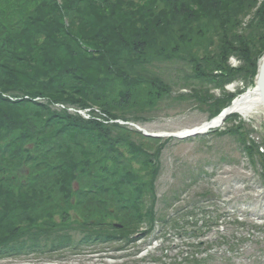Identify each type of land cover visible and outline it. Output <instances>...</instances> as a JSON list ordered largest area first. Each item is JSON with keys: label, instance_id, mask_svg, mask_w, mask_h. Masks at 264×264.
<instances>
[{"label": "trees", "instance_id": "trees-1", "mask_svg": "<svg viewBox=\"0 0 264 264\" xmlns=\"http://www.w3.org/2000/svg\"><path fill=\"white\" fill-rule=\"evenodd\" d=\"M250 2L253 9L261 4L250 25L255 34L244 40L228 32V46L214 57L201 54L206 69L195 63L193 78L223 91L240 78H256L264 0H0V257L55 252L74 234L126 237L154 219L162 151L153 147L161 140L105 122L139 123L170 94L156 74L181 57L187 37L177 32L204 20L212 26L223 12L229 29ZM79 40L96 53L84 52ZM231 55L246 68L229 67ZM224 94L217 103L206 94L211 118L236 96ZM56 105L102 115L93 112L86 121ZM233 132L260 161L264 178V155L253 154L244 132Z\"/></svg>", "mask_w": 264, "mask_h": 264}, {"label": "rangeland", "instance_id": "rangeland-1", "mask_svg": "<svg viewBox=\"0 0 264 264\" xmlns=\"http://www.w3.org/2000/svg\"><path fill=\"white\" fill-rule=\"evenodd\" d=\"M249 4L245 13H238L236 22L229 29H227L225 20L228 14L223 12L225 15L222 18L218 16L217 19V21L224 19L217 23L222 27H220V31L217 28L213 29L217 21L213 23L214 25L207 27L208 24L204 20L202 24L194 23L193 28L187 33L177 32L180 38L183 35L187 37L183 44L179 46L183 51L179 53L181 56L179 58L184 61L179 60V58H174L169 62L166 61L167 64H162V67L159 68L161 71L158 72L159 69L157 68L156 74L157 77L167 83L170 94L162 97L158 102L160 104L154 111L145 113L141 117V121L134 124L150 134L163 135L167 133L177 135L187 130L198 129L212 119L209 107L213 101H207V95L214 97V102L217 103L216 101L219 102V100L224 99L225 90L216 89L212 85L202 83L201 79L193 78L195 63L200 64L202 69H206L207 66L203 64L204 57L201 54H205L208 50L209 57H214V52L217 53L219 49L228 46L231 43L227 42L231 40L228 32L234 35L238 34L237 36L244 38V40H249L255 34L250 25L261 4L259 3L257 9L251 8L252 2ZM198 27L203 28L200 31L195 30ZM200 33L202 35L206 33L204 38H199ZM199 47L205 49L204 53L198 50ZM187 58L191 59L194 65L192 63L188 65ZM228 66L235 71L246 68L245 61L234 55L229 58ZM214 75H216L215 77L219 76L216 72H214ZM254 79L251 78L247 81V79L240 78L237 80L238 85L234 88L235 90L231 89L232 86H227L225 88L226 93L239 95L251 84L254 85ZM261 108L248 119L238 114L239 116L236 118L230 121L227 120V123L220 130L212 129L211 132L198 138L188 140L166 139L161 140L159 144L153 147V153L158 149L162 151L158 156L161 171L156 182L158 202L160 201L158 203L159 209H163L162 201L165 198L173 197L174 194H179V192L180 194L187 192L183 196L190 199V201H201L199 200L200 197L207 198L206 195H203L204 193L209 192L212 195L215 194V191L222 190L224 192L223 189H228L231 190L228 194L231 196L228 199L233 198L236 200L240 216L231 215L230 217H221L218 220H214V217L210 219L212 223L219 224L217 227L223 224V227L227 229L226 235L229 239H234L223 250H229L230 252L224 256L211 254V258L207 259L205 264H264V178L262 168L258 159L250 158L243 151L242 140L240 141L237 133L233 132V130L244 132V141L246 140L249 146L256 147L253 148V154L255 155L256 149L262 154L264 152V110ZM206 173L211 177L204 175L201 177V174ZM193 182L195 184H192ZM187 187L190 188L187 189ZM183 196L181 197L182 203L177 208L178 210L181 209L184 202L185 198L183 199ZM226 210L230 209L226 208ZM218 211L220 214L225 212L220 211V209ZM236 220L247 226L239 227L238 224H230V222ZM144 243V241H138L135 245L142 252L133 258L135 261L133 264H154L153 260H149V263H143L142 261L148 258V256H144L149 255L156 247L162 248L159 252L160 256L153 257L160 264H166V261H175L176 259L177 264H187L183 262L184 257L181 259L179 256L174 255L178 252L174 253L169 249L164 251L163 248L170 247L161 246L163 244L162 240L149 239L146 246H144ZM65 255H68V253ZM116 255L110 252L105 257L72 256L62 261L61 254L52 260L50 259V261L34 258L28 260L7 259L6 261H0V264H131L129 259L123 262H115L110 258V256Z\"/></svg>", "mask_w": 264, "mask_h": 264}, {"label": "bare ground", "instance_id": "bare-ground-1", "mask_svg": "<svg viewBox=\"0 0 264 264\" xmlns=\"http://www.w3.org/2000/svg\"><path fill=\"white\" fill-rule=\"evenodd\" d=\"M231 89L235 90L233 87H231ZM262 104L263 100L261 99L260 88H257L256 85H252L251 87H248L244 93H241V95L234 98V103L230 106L228 111H232L233 113H237L241 115V117L248 119L253 113L258 111L260 107H263L261 106ZM224 123V120H222L220 116L212 122L201 126L202 128H199V131L208 132L210 129H220L223 127Z\"/></svg>", "mask_w": 264, "mask_h": 264}, {"label": "water", "instance_id": "water-1", "mask_svg": "<svg viewBox=\"0 0 264 264\" xmlns=\"http://www.w3.org/2000/svg\"><path fill=\"white\" fill-rule=\"evenodd\" d=\"M256 77H257L256 86H257V88H260V90H261V99L263 100V104L261 106H263L262 109L264 110V57L261 59V61L259 63V70H258ZM228 110H226L221 115L222 120H224L225 118H227L228 116L231 115L232 111L229 112ZM144 135L148 136V137H152V138H161L162 137L160 135H151V134H148L146 132H144Z\"/></svg>", "mask_w": 264, "mask_h": 264}]
</instances>
